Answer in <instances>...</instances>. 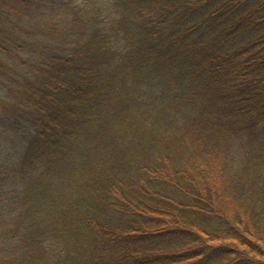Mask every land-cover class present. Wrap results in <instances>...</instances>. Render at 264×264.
<instances>
[{
	"label": "trees",
	"instance_id": "16d2710c",
	"mask_svg": "<svg viewBox=\"0 0 264 264\" xmlns=\"http://www.w3.org/2000/svg\"><path fill=\"white\" fill-rule=\"evenodd\" d=\"M0 264H264V0H0Z\"/></svg>",
	"mask_w": 264,
	"mask_h": 264
}]
</instances>
